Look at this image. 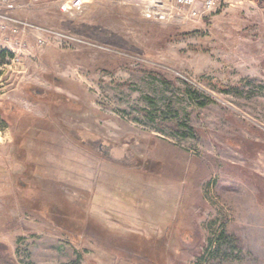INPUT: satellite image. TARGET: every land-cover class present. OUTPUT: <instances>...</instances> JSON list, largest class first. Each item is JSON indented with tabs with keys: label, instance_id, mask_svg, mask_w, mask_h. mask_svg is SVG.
<instances>
[{
	"label": "rangeland",
	"instance_id": "obj_1",
	"mask_svg": "<svg viewBox=\"0 0 264 264\" xmlns=\"http://www.w3.org/2000/svg\"><path fill=\"white\" fill-rule=\"evenodd\" d=\"M74 1L0 29V264H264V6Z\"/></svg>",
	"mask_w": 264,
	"mask_h": 264
},
{
	"label": "built area",
	"instance_id": "obj_2",
	"mask_svg": "<svg viewBox=\"0 0 264 264\" xmlns=\"http://www.w3.org/2000/svg\"><path fill=\"white\" fill-rule=\"evenodd\" d=\"M20 0H0V29L11 27L13 31L18 28L12 26V16L8 11L18 7ZM84 0H75L74 6L81 7ZM222 0H146L144 15L153 20L164 21L174 18L194 19L216 9ZM185 9L184 11H181ZM9 24H12L9 26ZM10 28V29H11Z\"/></svg>",
	"mask_w": 264,
	"mask_h": 264
},
{
	"label": "trees",
	"instance_id": "obj_3",
	"mask_svg": "<svg viewBox=\"0 0 264 264\" xmlns=\"http://www.w3.org/2000/svg\"><path fill=\"white\" fill-rule=\"evenodd\" d=\"M258 2L260 3V4H262V6H264V2H263V0H258ZM7 55H13V53L11 52V51H9V50H6V49H0V56L1 57H5V56H7ZM176 128V130L178 131V132H180L179 130V127L178 126H176L175 127Z\"/></svg>",
	"mask_w": 264,
	"mask_h": 264
}]
</instances>
